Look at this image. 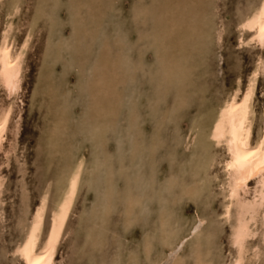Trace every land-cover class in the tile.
Instances as JSON below:
<instances>
[{
  "label": "rangeland",
  "instance_id": "1",
  "mask_svg": "<svg viewBox=\"0 0 264 264\" xmlns=\"http://www.w3.org/2000/svg\"><path fill=\"white\" fill-rule=\"evenodd\" d=\"M13 1L0 2V32ZM19 1L9 41L17 50L31 37L20 94L0 87V109L13 108L0 148V264H21L13 249L48 189L44 235L75 162L82 171L53 264H232L225 154L204 135L255 59L264 61V48L238 44L249 35L238 21L258 0ZM258 75L252 141L264 116V70ZM91 102L104 105L102 125ZM256 180L241 198H252ZM262 223L245 242L244 264H264Z\"/></svg>",
  "mask_w": 264,
  "mask_h": 264
},
{
  "label": "bare ground",
  "instance_id": "2",
  "mask_svg": "<svg viewBox=\"0 0 264 264\" xmlns=\"http://www.w3.org/2000/svg\"><path fill=\"white\" fill-rule=\"evenodd\" d=\"M0 2H1V0H0ZM180 2H182V1H180ZM26 3H27V1H26ZM135 4H136V2H135ZM183 4H185V3L183 2ZM20 6L21 5H20L19 0H14L12 2V4L10 5V8H9V12L7 14L5 13L6 14L5 16L7 17L6 22H5V24L3 22L4 26L1 27V32H0V87L3 88L5 90V92H7V94H8L7 96H9V97L11 95L17 94L20 90L22 71L24 72L23 64H25V63H23L24 55L26 53V50H27V47H28V44L30 41V37H31V32L29 30L25 39L21 43V45L18 46V44L16 43L18 48L15 46V49L17 48V50H14L13 45H15V44L12 45L11 42L9 41L10 32L12 29V19L14 18V15L17 14V12L19 11ZM169 6H171V5H169ZM181 7H184V6H181ZM4 8L6 9V7H4ZM162 8L164 10V7H162ZM24 9H22V10L24 11ZM0 11H1V8H0ZM26 12H27V10H26ZM168 14H169V11H168ZM18 18H19V20L21 19V17H18ZM3 20H4V18H3ZM0 22H1V20H0ZM238 22L239 23L237 26L239 27L240 32L249 33V35L247 36V38L245 40H243L242 38L239 37L238 44L244 45V43H245L247 45L248 44L250 45V44L254 43V44L258 45L260 48H264V0H258L257 4L247 14H245L241 18V20ZM167 30H170V27ZM12 35H14V34H12ZM16 39H17V37H16ZM17 42H19V41L17 40ZM49 57L53 58L51 56H49ZM53 59H55V58H53ZM255 61H254L255 65H254L252 71H250V73L248 72L249 75H248L247 81L245 80L246 83L244 82L245 85L242 87V89L240 88V84L238 82L237 86L233 90L230 89L232 91L231 94L230 95L228 94L229 96L228 97L226 96L227 98L224 99L220 105H219V103L217 104V106L218 105L219 106H218L215 114L213 115L212 119L209 121L208 130L205 132V133H207V135H204V137L207 136L209 138V140L211 141L213 146L218 147L221 145L223 148V152L225 154V159L223 160V162L220 160L222 162V166L219 170H222L220 172H222L225 175V177H226L225 178V184L227 186L225 198H227L228 201H227V204L224 205V207H223V209H224L223 215L226 218H228L230 216L231 205H233L235 207L234 224H233V226H230V227H232L231 243L233 246L236 247L235 248L236 249V255L234 257L232 264H244V258L243 257L245 255V253L247 252L246 247H245V242L248 238L250 239V237L255 235L254 233H256V232H254V229H252V227L256 223L257 218L259 217V218H261V220L262 219L264 220V116L262 117V127L260 129L261 130L260 134L258 135V137L255 140H253V141L251 140V126H252L251 116L254 115V114L252 115V110H253L252 109V105H253L252 98L254 96V92L256 89L255 84H256L257 77L259 76L258 74L264 70V61L260 57L257 58V60L255 59ZM24 68H25V66H24ZM192 78H194V77H192ZM111 82H113V81H111ZM190 85H191V83H190ZM95 87H96V85H95ZM111 87H113V86L111 85ZM114 90L115 89H113L112 91H114ZM0 92H1V94H3L2 90H0ZM163 92L165 93V91H163ZM227 93H229V92H227ZM19 94H20V92H19ZM8 98H6V99H8ZM14 99H16V98H14ZM221 99H223V98H221ZM112 100H113V98H112ZM105 101H107V100H105ZM9 102H10V100H9ZM15 102H17V101H15ZM2 103H4V102H2ZM12 103H14V101H12ZM92 103L93 102L90 103V106L92 105V110L90 109V112L93 116L94 122L97 123V125L98 124L102 125L103 123L101 122V119H103V118H101V117H103V115H104L103 114V109H104L103 106L104 105L100 106L97 104V102L96 103L94 102L93 104ZM0 106L2 107L3 104L2 105L0 104ZM97 108H100L101 110L98 111V110H96ZM12 109L13 108H12L11 103L8 104L7 106L3 107L2 109H0V148L2 146V143L5 141L4 139H6L5 135H7L6 132L8 131L7 129L9 128L8 127V124L10 122L9 118H12L11 117L12 115H10ZM14 111H15V109H14ZM16 114H18V113H16ZM80 117H81V115H80ZM253 119H254V117H253ZM205 123L204 124L207 125V122H205ZM17 128L18 127H17V123H16L15 130ZM204 129H207V127L206 128L204 127ZM260 130L258 129V131H260ZM200 133H199V135H200ZM200 141H201V139H200ZM14 143H16V142H14ZM217 147H211V148L216 149ZM13 148H15V147H13ZM8 152H9L8 155H10L9 150H8ZM212 153L214 155V152H212ZM221 154H222V152H221ZM213 157L215 158V156H213ZM221 158H223V156ZM4 159H7V158L5 157ZM207 159H210V158H207ZM215 161H217V160L215 159ZM212 162H214V160ZM198 167H199V165H198ZM217 167H218V165H217ZM81 171H82V164L79 162H75L68 168L67 172L65 171L63 173L64 179H63V181L61 180L62 183H61V187L59 189V193L57 195V198L54 201L53 207L50 208L49 220H48V223L46 226V231L42 237H41V234L43 233L42 229H44V228H42L43 227V219H44L43 217H44V213H45L46 206H47L48 191L49 190L46 189L45 192L43 193V195L41 196L38 205L36 206L35 210L30 215L31 217H30L29 222L26 226V229L24 231L22 239L13 249V254L18 258V261H20L21 264H53L54 258H55L54 257L55 251H56L58 242L61 238L62 232L64 230V226H65L69 211L71 209V205H72L76 190L78 188ZM217 171L215 173H217ZM220 175H222V174H220ZM217 178H219V177H217ZM252 178H257L256 189L254 190V193L252 194L253 195L252 198L250 197L249 200L246 199V197L241 198L242 195L240 196V194H241L240 191L244 190L247 182L249 180H251ZM215 179H216V177H215ZM2 188H3V178H2V176H0V191ZM255 225H257V224H255ZM261 227H262V229H264V223H262ZM260 228H258V229L260 230ZM259 230H257V231H259ZM158 232L161 233L160 231H158ZM263 233H264V231H263ZM42 242L44 243V246L42 248H40V244ZM256 249L257 248H255L254 250H256ZM250 257H251V255H250ZM197 258H200V257L198 256ZM245 258H247V257H245ZM197 260H196V262H197ZM199 261L201 263L202 260H199ZM196 264H199V262H197ZM245 264H246V262H245Z\"/></svg>",
  "mask_w": 264,
  "mask_h": 264
}]
</instances>
